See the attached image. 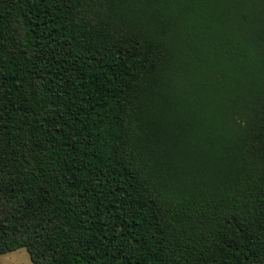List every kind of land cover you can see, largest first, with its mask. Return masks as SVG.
Segmentation results:
<instances>
[{
  "label": "trees",
  "instance_id": "trees-1",
  "mask_svg": "<svg viewBox=\"0 0 264 264\" xmlns=\"http://www.w3.org/2000/svg\"><path fill=\"white\" fill-rule=\"evenodd\" d=\"M264 264V0H0V256Z\"/></svg>",
  "mask_w": 264,
  "mask_h": 264
},
{
  "label": "rangeland",
  "instance_id": "rangeland-1",
  "mask_svg": "<svg viewBox=\"0 0 264 264\" xmlns=\"http://www.w3.org/2000/svg\"><path fill=\"white\" fill-rule=\"evenodd\" d=\"M0 264H33L30 254L21 248L0 256Z\"/></svg>",
  "mask_w": 264,
  "mask_h": 264
}]
</instances>
